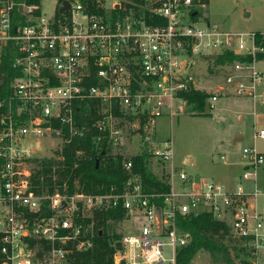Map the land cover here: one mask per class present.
Here are the masks:
<instances>
[{
    "label": "built area",
    "instance_id": "obj_1",
    "mask_svg": "<svg viewBox=\"0 0 264 264\" xmlns=\"http://www.w3.org/2000/svg\"><path fill=\"white\" fill-rule=\"evenodd\" d=\"M64 1L69 7L60 11ZM205 7L204 0H58L46 17L41 3L0 0V63L12 45L19 71L0 97V264H72L76 251L92 245L88 219L119 207L140 228L123 234L116 264H178L179 250L191 240L179 216L204 212L225 222L258 264L260 189L248 190L245 182L257 180L264 153L244 146V169L233 183L197 179L175 163L173 137L158 136L159 119L173 125L191 88L207 94L209 107L228 95L264 100V33L227 30L206 19ZM227 53L235 58L217 64L219 79L198 85L204 61ZM92 128L111 149L138 143L133 154L115 153L131 173L123 189L41 185L36 171L44 159L63 163L64 145ZM255 137L264 139V129ZM139 153L162 171L168 191L146 189L133 173L131 156Z\"/></svg>",
    "mask_w": 264,
    "mask_h": 264
},
{
    "label": "trees",
    "instance_id": "obj_2",
    "mask_svg": "<svg viewBox=\"0 0 264 264\" xmlns=\"http://www.w3.org/2000/svg\"><path fill=\"white\" fill-rule=\"evenodd\" d=\"M18 2L40 3L41 0H16ZM206 3L209 0H204ZM15 56L12 45L3 49L0 63V97L10 93L11 81L19 74L13 66ZM235 55L227 53L214 60L215 64L224 60H233ZM212 70V69H211ZM213 71V70H212ZM189 106L206 113L207 94L201 90L191 88L187 92ZM95 112L91 111L93 115ZM84 120L92 121L91 115ZM97 130L92 128L85 136L74 137L63 147L65 160L44 159L36 175L43 186L52 187L68 183L73 191L77 185L87 192H100L116 186L120 191L128 182L131 173L123 167L125 157L111 152L107 142L97 141ZM81 151L80 153H78ZM133 173H139L143 185L148 190L168 191L167 181H163L153 172L148 155L139 153L132 155ZM126 218L123 207L114 210L96 212L88 222L93 224L88 230L92 245L74 253L72 264H116L115 254L122 248L123 234L118 231L119 223ZM179 225L191 234V240L183 246L177 255L178 264H188L200 252L207 251L223 264H253L247 253L244 252L238 239L232 237L229 226L223 221L215 219L212 214L204 212L199 215H180ZM216 263V262H215ZM120 264H125L121 262Z\"/></svg>",
    "mask_w": 264,
    "mask_h": 264
},
{
    "label": "rangeland",
    "instance_id": "obj_3",
    "mask_svg": "<svg viewBox=\"0 0 264 264\" xmlns=\"http://www.w3.org/2000/svg\"><path fill=\"white\" fill-rule=\"evenodd\" d=\"M57 2L58 0H41L42 14L46 17L53 16ZM200 9V12L206 15L207 20L227 30L264 33V0H209L206 7ZM202 70L204 76L203 78L198 77V85L213 83L219 79L220 70L213 59L204 61ZM241 103L239 98L222 96L206 110V113L187 106L173 119V125L167 117L159 119L158 136L162 139L173 137L175 163L184 167L190 176L218 179L215 178V172L224 166L221 156L224 155L226 158L230 151L241 154L243 147L251 142L249 117H246L244 121L239 118ZM238 133H242L245 140L237 141L234 146L233 142L232 144L230 142L231 140L235 142ZM48 139L42 138L44 146L50 143ZM252 143L258 151L264 152L263 139H256ZM138 149V143L128 141L123 149L112 148L111 152L115 154L123 150V152L133 154ZM152 167L161 177L162 171L158 169V166L155 164ZM262 218L264 220V214ZM139 228L138 220L131 217L119 223L118 231L124 234L136 232ZM164 254L166 257L171 256L172 251L169 245L165 246ZM194 258L201 264H223L207 251H200ZM258 264H264V250L259 255Z\"/></svg>",
    "mask_w": 264,
    "mask_h": 264
},
{
    "label": "crops",
    "instance_id": "obj_4",
    "mask_svg": "<svg viewBox=\"0 0 264 264\" xmlns=\"http://www.w3.org/2000/svg\"><path fill=\"white\" fill-rule=\"evenodd\" d=\"M203 85H206V84H203ZM226 97H234V98H239L241 100L242 106H240L239 108V112L241 113L239 118L241 121H244L246 117H249L248 118L250 122L249 126H251L249 127V129L251 130V133H250L251 142H249L248 145L252 146L253 145L252 142L256 141V139H259L255 137L256 130L260 128L264 129V100L257 101V100H254L248 97L236 96V95H228ZM208 108L210 107L208 106ZM242 133H238L237 137L235 138V142L231 140L230 143L232 144L233 142V145L235 146L237 144V141L245 140V137ZM226 158L227 160H225V162L223 163L224 166L221 169L216 170L215 172V176H216L215 178H218V179H213V180L219 181V182H225V183H233L238 179V177L243 172L244 164L242 163L241 154H237L236 152L230 151L229 154H227ZM200 178H205V177H200ZM255 184L258 185L260 189V194L254 199V206L257 209V211L261 214V216H263L264 214V166L260 169L257 180L256 181L247 180L245 182V187L248 190H252ZM261 194H263V196H261Z\"/></svg>",
    "mask_w": 264,
    "mask_h": 264
},
{
    "label": "water",
    "instance_id": "obj_5",
    "mask_svg": "<svg viewBox=\"0 0 264 264\" xmlns=\"http://www.w3.org/2000/svg\"><path fill=\"white\" fill-rule=\"evenodd\" d=\"M68 7H69V2L64 1V3L60 7V11H63L64 9H67ZM208 106H209V103L207 102L206 109H208ZM239 138H241V137H239Z\"/></svg>",
    "mask_w": 264,
    "mask_h": 264
}]
</instances>
